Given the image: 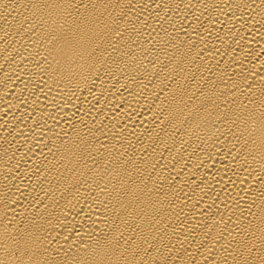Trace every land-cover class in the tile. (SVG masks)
Returning a JSON list of instances; mask_svg holds the SVG:
<instances>
[{"label":"bare ground","instance_id":"obj_1","mask_svg":"<svg viewBox=\"0 0 264 264\" xmlns=\"http://www.w3.org/2000/svg\"><path fill=\"white\" fill-rule=\"evenodd\" d=\"M0 264H264V0H0Z\"/></svg>","mask_w":264,"mask_h":264}]
</instances>
